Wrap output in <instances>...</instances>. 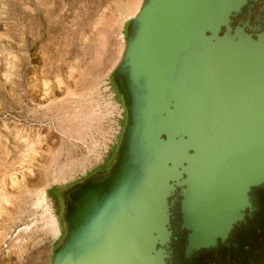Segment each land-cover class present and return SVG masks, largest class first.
<instances>
[{
  "label": "water",
  "instance_id": "1",
  "mask_svg": "<svg viewBox=\"0 0 264 264\" xmlns=\"http://www.w3.org/2000/svg\"><path fill=\"white\" fill-rule=\"evenodd\" d=\"M245 1L144 0L112 74L130 122L108 175L75 192L50 264H159L169 182L186 187L187 243L213 244L264 182V35L234 42L227 26Z\"/></svg>",
  "mask_w": 264,
  "mask_h": 264
},
{
  "label": "rangeland",
  "instance_id": "2",
  "mask_svg": "<svg viewBox=\"0 0 264 264\" xmlns=\"http://www.w3.org/2000/svg\"><path fill=\"white\" fill-rule=\"evenodd\" d=\"M143 2L0 0V264H50L61 228L48 191L115 143L112 74Z\"/></svg>",
  "mask_w": 264,
  "mask_h": 264
},
{
  "label": "flooded vegetation",
  "instance_id": "3",
  "mask_svg": "<svg viewBox=\"0 0 264 264\" xmlns=\"http://www.w3.org/2000/svg\"><path fill=\"white\" fill-rule=\"evenodd\" d=\"M227 26L230 35H235L234 42L241 35L248 36L252 40L264 35V0H246L237 12L228 17ZM224 33L225 29L221 27L218 36L223 37ZM111 81L121 108L115 143L102 162L82 179L72 186L62 189L55 188L51 193V202L61 228L58 234L60 242L56 248L66 234V218L75 206L73 193L84 182L96 183L108 175L115 162L123 132L130 122L129 106H133V102L131 99L129 100L126 91L118 88L113 78ZM160 138L164 139V136L160 135ZM169 184L173 186V190L166 199L169 236L165 244L154 246V251L158 252L157 255H151L156 258V263L264 264V182L249 189L246 200L241 205V209L238 210L230 227L219 233L213 244L197 249L187 243L190 231L183 228L181 191L185 190L186 187L178 186L175 182H169Z\"/></svg>",
  "mask_w": 264,
  "mask_h": 264
},
{
  "label": "trees",
  "instance_id": "4",
  "mask_svg": "<svg viewBox=\"0 0 264 264\" xmlns=\"http://www.w3.org/2000/svg\"><path fill=\"white\" fill-rule=\"evenodd\" d=\"M53 191H54L53 188L49 189V191H48L49 196L51 195V193H52Z\"/></svg>",
  "mask_w": 264,
  "mask_h": 264
},
{
  "label": "bare ground",
  "instance_id": "5",
  "mask_svg": "<svg viewBox=\"0 0 264 264\" xmlns=\"http://www.w3.org/2000/svg\"><path fill=\"white\" fill-rule=\"evenodd\" d=\"M75 195V194H74ZM73 198H74V196H73ZM54 222V221H53ZM56 225V224H55ZM57 233H58V231H57ZM156 258H153L152 260H153V263H155L156 262V260H155Z\"/></svg>",
  "mask_w": 264,
  "mask_h": 264
}]
</instances>
